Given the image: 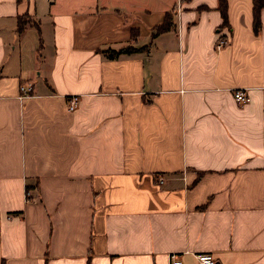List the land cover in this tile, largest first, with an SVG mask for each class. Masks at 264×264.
I'll list each match as a JSON object with an SVG mask.
<instances>
[{
    "label": "crops",
    "instance_id": "crops-1",
    "mask_svg": "<svg viewBox=\"0 0 264 264\" xmlns=\"http://www.w3.org/2000/svg\"><path fill=\"white\" fill-rule=\"evenodd\" d=\"M227 10L0 0V264H264V7Z\"/></svg>",
    "mask_w": 264,
    "mask_h": 264
},
{
    "label": "built area",
    "instance_id": "built-area-1",
    "mask_svg": "<svg viewBox=\"0 0 264 264\" xmlns=\"http://www.w3.org/2000/svg\"><path fill=\"white\" fill-rule=\"evenodd\" d=\"M217 47L220 48L228 43V39L226 38H220L218 39ZM20 91H21V97L25 98L27 96L33 95L34 92V85L33 83H24L20 85ZM234 98L241 103L245 104L246 102L250 101V96L248 92L242 88H237L234 91ZM80 97L78 94H70L67 97V104H68V110H75L79 106ZM186 252H173L169 255V263L170 264H186V262L183 259V254ZM196 257L198 259L199 264H218L219 261H217L216 256L213 252L207 251V252H199L196 253Z\"/></svg>",
    "mask_w": 264,
    "mask_h": 264
},
{
    "label": "trees",
    "instance_id": "trees-1",
    "mask_svg": "<svg viewBox=\"0 0 264 264\" xmlns=\"http://www.w3.org/2000/svg\"><path fill=\"white\" fill-rule=\"evenodd\" d=\"M227 6H228V0H220V10L222 11V15L224 18L223 25L229 24ZM263 7H264V0H253V9H254L253 24H254L255 32L257 33L261 29V26H262L261 11ZM173 17H174L173 9H170L169 11H167L164 21L161 24H158L156 26L155 32L153 35L155 36L157 33L170 30V28H172L174 25ZM33 23L35 24V26L39 27L38 22H33ZM24 24H25V21L23 20V18H21L19 21V30H22V28L24 27ZM141 48H143V46ZM141 48L135 47L134 45H127L126 47H123L120 49H116L112 47L108 49H102V52L106 53L109 57L112 58L113 56H116L121 53L139 51L141 50ZM2 264H5V263L2 261Z\"/></svg>",
    "mask_w": 264,
    "mask_h": 264
}]
</instances>
